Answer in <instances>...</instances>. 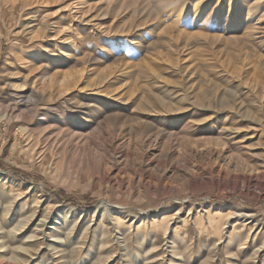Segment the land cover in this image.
Instances as JSON below:
<instances>
[{
  "label": "rangeland",
  "instance_id": "1",
  "mask_svg": "<svg viewBox=\"0 0 264 264\" xmlns=\"http://www.w3.org/2000/svg\"><path fill=\"white\" fill-rule=\"evenodd\" d=\"M13 1L0 264H264V0Z\"/></svg>",
  "mask_w": 264,
  "mask_h": 264
},
{
  "label": "bare ground",
  "instance_id": "2",
  "mask_svg": "<svg viewBox=\"0 0 264 264\" xmlns=\"http://www.w3.org/2000/svg\"><path fill=\"white\" fill-rule=\"evenodd\" d=\"M34 4V0H14L12 5L15 6V7H21V8H26L28 6H31ZM83 17V16H82ZM18 87V86H17ZM16 86L14 88L16 89H13V90H16V91H20L19 89L21 87H18L17 88ZM17 94H20V93H17ZM23 94H26L28 95V98L31 99V98H36L37 96L40 95V92L35 89V88H29V90L26 92V93H23ZM11 232V231H10ZM11 234V233H10ZM11 236V235H10ZM9 237V235H8ZM12 237V236H11ZM14 237V235H13ZM10 239V238H9ZM11 241V240H10ZM13 242V241H12ZM2 248V247H1ZM14 253V252H13ZM10 255V254H9ZM1 257V256H0ZM2 258V257H1ZM0 258V259H1ZM3 259V258H2ZM2 262V261H1Z\"/></svg>",
  "mask_w": 264,
  "mask_h": 264
}]
</instances>
